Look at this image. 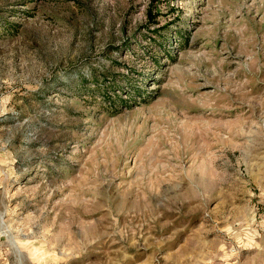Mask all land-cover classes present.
I'll return each instance as SVG.
<instances>
[{
    "label": "rangeland",
    "instance_id": "obj_1",
    "mask_svg": "<svg viewBox=\"0 0 264 264\" xmlns=\"http://www.w3.org/2000/svg\"><path fill=\"white\" fill-rule=\"evenodd\" d=\"M0 264H264V0H0Z\"/></svg>",
    "mask_w": 264,
    "mask_h": 264
}]
</instances>
